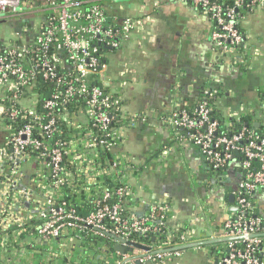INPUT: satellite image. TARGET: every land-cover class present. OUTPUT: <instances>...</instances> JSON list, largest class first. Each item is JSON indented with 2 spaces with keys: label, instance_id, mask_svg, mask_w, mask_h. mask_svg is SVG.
<instances>
[{
  "label": "built area",
  "instance_id": "built-area-1",
  "mask_svg": "<svg viewBox=\"0 0 264 264\" xmlns=\"http://www.w3.org/2000/svg\"><path fill=\"white\" fill-rule=\"evenodd\" d=\"M105 1L0 0V18L9 19L11 26H16L18 15L41 13L0 43L1 251L15 250L18 243L17 250L23 253L27 247L52 242L61 252L64 242L82 240L90 233L103 235L100 231L132 242L133 236L164 233L160 243H140L147 249L137 255L125 253L117 260L138 264L178 257L184 245L196 242L194 227L176 233L179 226L167 225V202L153 204L138 217L125 211L124 200L131 192L120 176L125 164L114 150L136 117L123 116L120 99L99 83L105 85L110 53L130 40L135 20L109 13ZM185 1L212 20L211 38L220 52L240 60L236 48L243 40L241 9H264V0ZM39 83L50 87L44 85L40 91ZM204 93L210 94L206 89ZM71 102L77 107L73 122L89 125L77 136L60 128L61 122L68 121ZM115 110L123 119L121 124L113 123ZM162 121L172 129L183 128V136L215 169L238 157L242 172L232 192L235 210L217 236L224 239L226 254L216 264H264V219L253 205L257 190H264V138L245 128L231 135L217 133L219 123L204 101L191 110L172 109ZM103 154L109 156L98 162ZM106 175L114 183L98 191L93 210L81 213L62 199L63 188L76 180L82 179L84 188L94 187Z\"/></svg>",
  "mask_w": 264,
  "mask_h": 264
},
{
  "label": "crops",
  "instance_id": "crops-1",
  "mask_svg": "<svg viewBox=\"0 0 264 264\" xmlns=\"http://www.w3.org/2000/svg\"><path fill=\"white\" fill-rule=\"evenodd\" d=\"M105 2L111 3L109 13L135 20L130 40L110 53L113 63L105 70V85L120 99L123 116L136 117L114 150L131 192L125 211L138 217L167 202L169 227H194L196 242L217 239L232 212L228 195L239 181V164L229 163L220 174L210 171L199 148L162 118L172 109L193 107L201 89L211 87L219 92L215 104L225 119L249 115L254 127L264 129V21L259 23L258 9L245 12L238 60L220 52L211 38L212 20L188 1ZM255 210L264 219V190L255 195ZM225 249L224 242L203 244L159 263L138 264H216ZM122 255L115 252L104 263L118 264Z\"/></svg>",
  "mask_w": 264,
  "mask_h": 264
},
{
  "label": "trees",
  "instance_id": "trees-1",
  "mask_svg": "<svg viewBox=\"0 0 264 264\" xmlns=\"http://www.w3.org/2000/svg\"><path fill=\"white\" fill-rule=\"evenodd\" d=\"M231 0H225L224 2L229 3ZM245 9H241V14H246ZM14 26V25H12ZM241 24H239L240 29ZM241 31V29H240ZM242 34V32H241ZM243 37V36H242ZM0 43H3L2 40H0ZM236 51H238L239 54H243L244 47H243V40L237 46ZM45 86L50 87L49 84L45 83ZM43 85V86H44ZM99 85L102 87V89L107 92L108 88L104 85V83H99ZM43 86L41 84H38V88L40 91L43 90ZM208 90L210 94H205L204 90ZM219 95L218 91H215L211 87H204L201 89L198 97L197 102L204 101L206 105L208 106L210 110V116L212 119L217 120L219 123V130L217 133H225V134H233L239 132L242 128L247 129L248 131H253L256 135H258L260 138H264V129L260 127H254L252 125L251 117L249 115H240L239 117H231L229 119H225L218 106L215 104L216 99ZM262 99L264 101V91H262ZM75 102V101H72ZM70 103L67 107L68 112V121H63L60 123V128L62 132L66 135H75L82 134L87 130V127L89 128V125L85 123H81L78 121L73 122L74 115L76 113L77 107L75 103ZM75 104V105H74ZM188 109H192L188 108ZM114 124L118 123L121 124L122 120L120 118V113L118 110H115L114 112ZM177 134L183 135L185 130L183 128H177L174 129ZM245 141H243V144ZM109 155H100V158L98 160L102 162V160L106 159ZM236 159V160H235ZM238 160V157L235 156L230 162H228L224 167L215 169L210 164L207 163V166L210 171L214 173H223L226 170V167L229 165V163H234ZM254 164H257L255 161ZM102 165H106L103 164ZM242 172V168L239 166V176ZM121 176V174H120ZM77 178V176H76ZM123 181V180H122ZM124 182V181H123ZM112 177H109V175H106L102 178L100 182H98L94 187L91 186H85L87 188H84V183L82 179L76 180L73 185L70 187H64L62 190L63 197L62 199L69 201V204L76 208L81 213H87L95 207L94 205V199L96 198V194L98 191L102 190L103 188H109L113 184ZM234 191V190H233ZM259 190H257L256 193H258ZM255 193V194H256ZM253 205L255 207V197H253ZM256 213V210H255ZM184 230V227H180L179 230L176 233L182 232ZM164 233H162L159 236L154 237L152 240V236H133L132 239L135 240L136 243L145 244V245H156L160 243L164 239ZM19 238H24V234L19 235ZM1 244V241H0ZM15 250L10 251H1L0 250V264H103L105 260L109 258L111 254H115L114 250L112 249V241L110 238H108L105 235H99L90 233L86 237H84L82 240H75L70 243L69 246V252L71 251V254L68 255L59 254L56 248L54 247V244L52 242H46L45 244H39L35 247H27L25 249V252L21 253L17 249L19 248V244H15ZM55 248L53 251H50L51 258L48 259L47 257L43 256V252L47 251V249L52 246ZM65 246V242H64ZM66 247V246H65ZM2 249L3 247L0 246ZM67 254V253H66ZM77 254L79 256H77ZM226 254V251H222L220 256ZM259 254V253H258ZM103 261V262H102Z\"/></svg>",
  "mask_w": 264,
  "mask_h": 264
},
{
  "label": "water",
  "instance_id": "water-1",
  "mask_svg": "<svg viewBox=\"0 0 264 264\" xmlns=\"http://www.w3.org/2000/svg\"><path fill=\"white\" fill-rule=\"evenodd\" d=\"M112 3H121L127 0H111ZM111 5V3H110ZM253 126H257V123H252ZM228 201L230 203L233 204L234 202V197L232 194L228 195ZM230 210L233 212L235 210L234 206L230 207ZM103 235L107 236L108 238L111 239L112 241V249L114 250V252L119 253V254H125L126 252H132L134 248H141V249H147L146 246L138 244L136 242H132V241H127L122 237H119L115 234H112L110 232H106V231H100ZM154 239V237H152V240ZM224 242V239L222 238H217V239H209V240H204V241H197V242H193V243H189L187 245H184L183 248H188V247H193V246H199V245H203V244H210V243H221ZM226 251V250H225ZM105 264V263H104Z\"/></svg>",
  "mask_w": 264,
  "mask_h": 264
},
{
  "label": "rangeland",
  "instance_id": "rangeland-1",
  "mask_svg": "<svg viewBox=\"0 0 264 264\" xmlns=\"http://www.w3.org/2000/svg\"><path fill=\"white\" fill-rule=\"evenodd\" d=\"M121 1H123V0H121ZM256 14L259 17V23L263 22L264 21V14L262 13V11L258 9L256 11ZM39 15H41V13H38V12H36V13H33V12L32 13H25L23 15H18L14 18V22L17 23L16 26H11L9 19H1L0 18V40H2L3 42H7L10 38H12L14 31L18 30L20 28V24H24L27 20H30L34 17L39 16ZM111 60L112 59L108 60V64L113 63V60H112V63H111ZM260 63H264V57L261 58V61H259V64ZM69 246H70V243H67L66 247L64 248L65 250L58 252V253L59 254L65 253L64 255H68V254H66L67 253L66 251H68L67 249H69ZM49 252L50 251L43 252L44 253L43 256L50 259L51 253H49ZM77 256H79V255L77 254Z\"/></svg>",
  "mask_w": 264,
  "mask_h": 264
},
{
  "label": "flooded vegetation",
  "instance_id": "flooded-vegetation-1",
  "mask_svg": "<svg viewBox=\"0 0 264 264\" xmlns=\"http://www.w3.org/2000/svg\"><path fill=\"white\" fill-rule=\"evenodd\" d=\"M103 5H104V6L106 5V7H107L108 9H110V8H111V5H109V3H107V2H106V3H104Z\"/></svg>",
  "mask_w": 264,
  "mask_h": 264
}]
</instances>
